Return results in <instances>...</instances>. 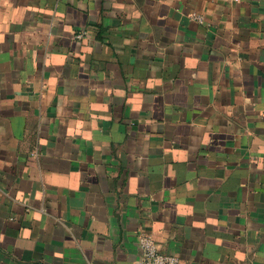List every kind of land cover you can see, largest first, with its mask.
Masks as SVG:
<instances>
[{"label":"crops","instance_id":"obj_1","mask_svg":"<svg viewBox=\"0 0 264 264\" xmlns=\"http://www.w3.org/2000/svg\"><path fill=\"white\" fill-rule=\"evenodd\" d=\"M142 232L264 264V0H0V264H135Z\"/></svg>","mask_w":264,"mask_h":264},{"label":"built area","instance_id":"obj_2","mask_svg":"<svg viewBox=\"0 0 264 264\" xmlns=\"http://www.w3.org/2000/svg\"><path fill=\"white\" fill-rule=\"evenodd\" d=\"M192 17L201 21V17L192 14ZM83 32H78L75 37H82ZM138 245L140 248V256L135 264H179V258L173 254L159 252L156 241L148 233H140L138 236Z\"/></svg>","mask_w":264,"mask_h":264}]
</instances>
